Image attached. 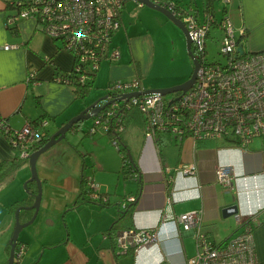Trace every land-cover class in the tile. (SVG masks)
I'll use <instances>...</instances> for the list:
<instances>
[{
    "label": "crops",
    "instance_id": "0c3cea01",
    "mask_svg": "<svg viewBox=\"0 0 264 264\" xmlns=\"http://www.w3.org/2000/svg\"><path fill=\"white\" fill-rule=\"evenodd\" d=\"M176 1L192 4L201 15L206 10L203 0L202 7L194 0ZM224 5L221 0L220 9ZM226 9L233 23L246 29L245 48L249 51L264 49V0H230ZM9 12L0 0V112L13 129H19L26 120L47 119L46 130L52 134L90 101L88 96L77 97L72 85L55 78L57 71L71 68V54L59 50L57 42L40 29L34 18H19L16 22L18 32L12 33L6 25ZM121 21L112 38V44L120 48L121 56L115 61L103 60L92 84L104 87L117 78L138 76L144 88L149 89L173 86L190 77L193 61L187 53L186 39L178 28L172 26L176 32L169 40L157 39L152 31V27L171 26V19L131 0L125 3ZM170 42L173 54L165 52ZM6 44L14 45L6 48ZM30 68H34L36 74L28 79ZM145 74L150 77L149 83L153 79L155 83L147 86L143 81ZM134 110L125 120L120 137L128 146L129 160L133 159L139 167V179L126 177L121 170L122 154L113 148L111 134L101 127L94 132L89 130L91 134L100 135L93 149L98 154L92 164L84 159L86 165L83 169L81 165V170L65 169L61 159L53 163L56 180L50 182L49 189L55 203L43 197L36 218L28 224L32 225L30 230L25 236L19 235L25 250L17 264H160L162 261L187 264V258L196 252L193 231H177L172 222L164 227L158 225L161 209L172 190H180L178 195H195L176 201L173 209L176 214L200 209L202 231L217 242L227 239L239 228L235 216L232 217L235 224L232 230L221 228L231 222L227 217L234 215L224 216L226 206L237 204L243 219L258 214L253 239L257 256L264 260V135L254 138L244 149L226 144L199 145L200 139L195 140L192 136L182 140L167 139L161 148L158 140L145 136L144 116H137L139 110ZM17 155V149L0 132V160ZM192 162L196 164V173L183 174L180 169ZM25 163L0 186V264L7 261L6 246L15 226L11 205L25 197L16 176ZM219 164H228L238 176L234 189H226L218 182L216 168ZM89 165L97 166L96 171L104 173L95 172L92 177L111 202L106 206L92 201L74 205L82 198L79 196L82 172L89 175L86 170ZM113 173L116 174L114 177L111 176ZM131 195H137V203L127 225L160 228L154 242L138 251L122 253L117 247L113 248L107 229L119 207L122 208ZM85 197H90V190Z\"/></svg>",
    "mask_w": 264,
    "mask_h": 264
},
{
    "label": "built area",
    "instance_id": "2783aa9c",
    "mask_svg": "<svg viewBox=\"0 0 264 264\" xmlns=\"http://www.w3.org/2000/svg\"><path fill=\"white\" fill-rule=\"evenodd\" d=\"M9 1L19 9L16 7V12L6 19L8 24L17 22L19 18H34L40 29L57 42L59 50L71 54L73 64L68 72L57 71L55 75L59 82L70 85L92 82L103 60L120 58V48L112 44V38L122 24L121 13L127 0ZM136 1L138 5H144V2ZM151 1L169 9L188 28L193 52L199 60L196 79L187 90L175 91L171 99L160 92H144L138 76L111 80L107 85V97L100 104L110 103L94 117L89 130L94 132L101 127L112 133V143L118 148L128 112L137 108L144 116V132L148 138L182 140L192 136L195 140L215 139L228 142L227 145L247 148L254 138L264 135V49L249 51L245 48L246 29L237 27L227 13L226 6L230 0H222L225 5L219 12L206 9L203 15L192 4H180L176 0ZM212 28L219 31L218 53L224 57L223 61H210L205 57L206 38ZM240 45L242 51L238 50ZM35 72L30 68L28 79L35 77ZM136 91L139 93L128 95ZM47 124V119L26 120L19 129H13L0 112V132L17 149L20 157L28 158L34 151L35 145L47 134ZM130 168L128 165L127 169ZM180 171L194 174L197 167L192 162ZM133 174L134 177L139 175L137 171ZM216 174L218 182L226 189H234L238 176L231 166L219 164ZM85 179L92 199H108L91 175H86ZM179 191L172 190L168 195L158 225L164 227L172 222L177 231H193L196 252L187 258V264H264V260L257 256L253 239L258 214L243 219L242 214L236 211L238 230L217 242L202 231L200 209L175 213L173 204L176 201L195 196L192 193L178 195ZM135 199L136 196L131 195L127 202ZM160 227L125 228L117 235L116 247L122 253L131 248L138 251L157 239ZM24 250L25 244L22 243L18 248L19 259ZM160 264L165 263L162 261Z\"/></svg>",
    "mask_w": 264,
    "mask_h": 264
},
{
    "label": "rangeland",
    "instance_id": "374dc122",
    "mask_svg": "<svg viewBox=\"0 0 264 264\" xmlns=\"http://www.w3.org/2000/svg\"><path fill=\"white\" fill-rule=\"evenodd\" d=\"M127 1L129 2L131 0H127ZM184 1H186V0H184ZM194 1H196L199 4V6L202 7L201 0H194ZM192 3L194 4V2H192ZM145 6L148 8H151L147 5H145ZM220 6H221V0H215L213 3V8L216 10L218 9L217 12L220 11ZM12 10L16 11L15 9H12ZM153 10H156V9H153ZM164 16H166V15L164 14ZM153 20L156 21L157 20L156 17H154ZM171 22H172V25L165 27V28L159 27V28L155 29L154 27H152V31H153L154 36L157 39H164V38H166L168 40L172 39V37H174L173 35H174V31H175L174 27H172V26H175L182 33L183 38L185 40V36H184L182 29L180 27H178V25H174L173 21H171ZM218 37H219V31H216V30H214V28H212L210 35L206 38V43H205L206 55H205V57H206V59H208L210 61H215V60L223 61L224 60V57L218 53L219 45H220V42L217 39ZM165 52L173 54L174 51H173L172 42H170L168 47L165 48ZM138 69H139V66H138ZM149 78L150 77L148 76V74H145L143 81L147 86L151 85V83H155V80L153 78H151V79H153L152 82L149 83V81H150ZM97 93H99L98 96H97ZM106 94H107V86L102 87V86L98 85L97 83H94V84H92L90 91L86 95V97L88 96L87 99L90 101L89 103H91L92 101H94L97 98H100L102 96H105ZM174 96H175L174 92L166 93V97L168 99H171ZM93 122H94V119L92 116L89 118H86L85 120H83L81 126H80V124L77 125L78 129H76V127H72L70 130H68L66 138H64L61 141H59L58 143L54 144L47 151L43 152L39 156L36 166H37V172H38L39 178L41 179V183H42V198H41L40 206H42L43 197L48 198V200L51 201V203H55V197L50 195L49 186L51 185L50 182H53L54 180H56V178H55L56 169H55L53 163L55 162V164H56V161H58L57 159H61L62 165H64L65 166L64 168L68 169V170H71L74 167H75V169L81 170V165L83 164L84 159H85V161H87V163L89 162L90 164H92V161H94V157L98 153L93 151V149L95 148V143L97 142V137L100 135L89 133V128L93 125ZM112 146H113V148L117 149L114 146V144H112ZM89 151H92V152L90 153ZM81 153H84V154H81ZM96 169H97V166H94V165H89L88 167H86L87 172L91 176L92 175L94 176L95 172H97L99 175H104V173L98 172V171H96ZM115 175L116 174L113 173L111 176L114 177ZM16 176H17V180H18L19 184H22V188L25 192V196H27V197L30 196L31 194L26 187V181L28 178L31 177V168H30L29 159L23 165L22 169H20L18 171ZM62 179H63V174H62ZM31 186L33 187V189H36V188L38 189V183L36 181L33 182L31 184ZM15 213H16V211H15ZM232 217H234V215L227 217L231 221L230 223H227L226 225L225 224L221 225V228L223 230H226L227 228H230V230H232L233 226H235L234 221H233L234 218H232ZM29 226H32V225L25 226V228L21 230L19 235L24 234V236H25V234H27V232L30 230L29 228H31ZM221 234H222V232H221ZM211 235L212 234H210V236ZM211 237L213 238V236H211Z\"/></svg>",
    "mask_w": 264,
    "mask_h": 264
},
{
    "label": "trees",
    "instance_id": "16d2710c",
    "mask_svg": "<svg viewBox=\"0 0 264 264\" xmlns=\"http://www.w3.org/2000/svg\"><path fill=\"white\" fill-rule=\"evenodd\" d=\"M4 1V7L8 10H10V12L7 14V18L14 14L16 11H13L12 9H15L16 10V7H17V10L19 9V6L18 5H14L12 4L9 0H3ZM215 0H203V3H204V6H205V9H214L213 8V3H214ZM6 18V19H7ZM6 25H7V28H9V30L16 34L18 32V26H17V23L14 22L13 24H8L7 21H6ZM64 73H67L68 70H62ZM92 86V83L89 82V83H84V84H75V85H72V87L74 88L75 92H76V95L77 97H86V95L89 93L90 91V88ZM134 110V108H133ZM132 110V111H133ZM135 110H138L137 108H135ZM134 110V111H135ZM131 110L128 112V115L127 117L131 114L132 115V112ZM137 116L139 117H142L143 118V115H141V112H137L136 113ZM135 117V116H134ZM127 119V118H126ZM33 121H37V119H34ZM82 122L83 121H79L77 124H75L73 127H78L77 125L80 124V126L82 125ZM94 123V122H93ZM108 134H111L112 136V133L108 132ZM51 134H49V132L42 138V140L40 142H38L35 147H34V150L40 148L50 137ZM120 137V136H119ZM121 139V137H120ZM229 139H232V141H236L235 139L233 138H229ZM167 138H160L158 140V143L159 145L162 146L164 144L167 143ZM198 143L199 145H211V144H217V145H223V144H226L228 142H216V141H209V140H199ZM118 151L122 154V171L123 173L125 174L126 177H134V172H138V177H136L137 179H139L140 177V170H139V167L138 165L135 163V161L133 159L130 158L129 160V157H130V154L128 153V146L124 143H122L121 141V146H119L118 148ZM29 158L27 157H20L19 155L15 156L14 158L12 159H5V160H0V186L2 185V183L13 173L15 172L23 163L27 162ZM85 165H86V162L83 160V164H82V169L85 168ZM128 165L131 166L130 169H127ZM83 171V170H82ZM86 175L82 172V178H81V192H80V197L81 200L80 201H76L74 205L80 203V202H84V201H92V202H96L98 204H101L103 206H106L108 205L109 203H111L108 199L103 201L102 199H92L91 197L89 198H86L85 197V194L86 192H88V186L86 185V179H85ZM141 181V180H140ZM35 182V180H28L27 181V189L28 191L30 192V196H25L24 198H22L21 200H15L12 205H11V209L12 211H15L21 207V209L19 210V218L21 221H27L29 220L32 215H33V212H34V209H31V208H28V207H25V206H29L31 205L33 202H34V199H35V195L37 193V188L36 189H33V187L31 186V184ZM87 186V188H86ZM103 193V192H102ZM104 194V193H103ZM137 196V195H136ZM137 203V200H133V201H128L124 207H119L118 209V212L116 213V217L115 219L113 220V222L111 223L110 227L107 229V233L111 239V242H112V246L113 248H116V245H117V235L119 233L120 230H123L125 228H131L132 226L131 225H127V220L128 218L132 215V212L134 210V207ZM23 242L19 239L18 240V244H17V247H16V259H15V264L19 262V258L17 256L18 254V248L20 246V244H22ZM6 251H7V254L9 255L10 253V244L8 243L7 246H6ZM130 251H133V248H131L128 252Z\"/></svg>",
    "mask_w": 264,
    "mask_h": 264
},
{
    "label": "water",
    "instance_id": "95a60500",
    "mask_svg": "<svg viewBox=\"0 0 264 264\" xmlns=\"http://www.w3.org/2000/svg\"><path fill=\"white\" fill-rule=\"evenodd\" d=\"M140 1L144 2L145 5L164 13L169 19H171L176 25H178V27H180L182 29L184 36H185V39H186L187 53L193 61L192 73H191L190 77L187 80H185L184 82L173 85V86H169V87L149 88V89H145L144 92H147V93H149V92H160V93L166 94V93L175 92V91L187 90L194 83L196 76H197V70L199 67V60L196 58V56L193 52V49H192L193 40H192V37L189 33L188 28L186 27L185 23L180 18L176 17L166 7L159 5V4H156V3L152 2L151 0H140ZM238 50L242 51V45H240L238 47ZM138 93H139V91L130 92V93H128V95L131 96L132 94H138ZM106 97L107 96L105 95V96H102L100 98H97L96 100H94L90 104H88L86 107H84V109L81 110L79 113H77L76 115H74L70 119H68L66 122H64L56 131H54L50 135L49 139L40 148L34 150L29 155L28 158H29V163H30V168H31L30 180H35L38 183V190H37V193L35 195L34 202L31 205L25 206V207L34 209V212H33L32 217L29 220L21 221L19 218V210L21 209V207H19L16 210L15 226H14L11 238L9 240L10 253L8 255L7 261L4 264H15L16 247H17L18 240H19V234L25 226H27L28 224H30L34 221V219L36 218V216L39 212V208H40V204H41V198H42V183H41V179L39 178V175L37 172V166H36L39 156L43 152L47 151L54 144L58 143L59 141H61L64 138H66L68 130H70L79 121H83L86 118H89L91 116L92 117L98 116L99 113L101 112V110H103L104 106L106 104L110 103V101H107L105 104H100L102 102V100H104ZM237 209H238L237 204H235V203L230 204L223 209V214H224V216L232 215L237 211ZM120 232H122V230H120L119 233Z\"/></svg>",
    "mask_w": 264,
    "mask_h": 264
}]
</instances>
